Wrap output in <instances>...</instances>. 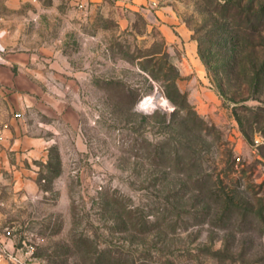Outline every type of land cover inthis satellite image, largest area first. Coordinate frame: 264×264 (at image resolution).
Segmentation results:
<instances>
[{"label": "rangeland", "instance_id": "rangeland-1", "mask_svg": "<svg viewBox=\"0 0 264 264\" xmlns=\"http://www.w3.org/2000/svg\"><path fill=\"white\" fill-rule=\"evenodd\" d=\"M164 3L198 41L217 103L179 89L183 50L138 12L126 26L115 0H0L7 54L59 48L81 71L49 78L81 136L26 162L38 188L15 189L0 156V225L42 264H264V0ZM13 92L0 79V144Z\"/></svg>", "mask_w": 264, "mask_h": 264}, {"label": "crops", "instance_id": "crops-1", "mask_svg": "<svg viewBox=\"0 0 264 264\" xmlns=\"http://www.w3.org/2000/svg\"><path fill=\"white\" fill-rule=\"evenodd\" d=\"M66 1L89 7L103 0ZM115 2L125 11L126 26L129 25L128 16L138 12L149 22L158 25L166 47H180L183 50L176 58L180 72L177 85L182 92H188L190 98L201 104L219 101L199 55L198 41L171 5L164 3V0ZM4 42L0 35V48L5 46ZM44 50L10 52L7 54L9 64H0V79L14 87L12 96L15 99L12 106L14 116L10 124L1 130L0 156L7 159V167L15 175L14 188L27 193L38 188L36 176L41 168L33 164L31 168L26 162L47 163L51 149L64 137L72 133L78 141L81 136L78 132L77 106L47 88L48 84L53 85L49 78L67 79L75 76V72H81L80 67L74 66L71 57L62 49ZM13 157L22 159L20 167L10 161Z\"/></svg>", "mask_w": 264, "mask_h": 264}, {"label": "built area", "instance_id": "built-area-1", "mask_svg": "<svg viewBox=\"0 0 264 264\" xmlns=\"http://www.w3.org/2000/svg\"><path fill=\"white\" fill-rule=\"evenodd\" d=\"M0 64H9L3 48H0ZM256 142L259 140L256 139ZM237 160H240V157H237ZM16 232L17 228L14 226H0V264H42L32 256V250H24V247L18 244Z\"/></svg>", "mask_w": 264, "mask_h": 264}, {"label": "trees", "instance_id": "trees-1", "mask_svg": "<svg viewBox=\"0 0 264 264\" xmlns=\"http://www.w3.org/2000/svg\"><path fill=\"white\" fill-rule=\"evenodd\" d=\"M237 40H238L237 42H233V47H232V50L235 51V52L237 50L236 48H238L237 44H239L240 39H237ZM203 61L208 65V61L206 59L203 58ZM177 89H178V87H177ZM178 91L181 94V91L179 89H178ZM167 96L170 98V95H168V93H167ZM137 101H138V98H137V95H136V97H134V99H133V104L136 105Z\"/></svg>", "mask_w": 264, "mask_h": 264}]
</instances>
